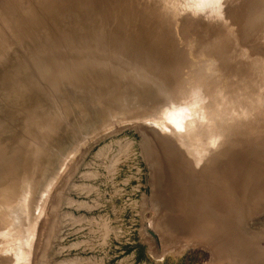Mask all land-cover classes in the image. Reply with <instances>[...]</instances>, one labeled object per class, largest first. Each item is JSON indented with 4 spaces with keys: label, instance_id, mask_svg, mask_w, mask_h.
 Returning a JSON list of instances; mask_svg holds the SVG:
<instances>
[{
    "label": "rangeland",
    "instance_id": "1",
    "mask_svg": "<svg viewBox=\"0 0 264 264\" xmlns=\"http://www.w3.org/2000/svg\"><path fill=\"white\" fill-rule=\"evenodd\" d=\"M164 1L0 0V264H219L170 226L190 209L178 138L220 142L224 162L239 135L231 154L264 175V1ZM247 196L241 222L264 251V180Z\"/></svg>",
    "mask_w": 264,
    "mask_h": 264
},
{
    "label": "bare ground",
    "instance_id": "2",
    "mask_svg": "<svg viewBox=\"0 0 264 264\" xmlns=\"http://www.w3.org/2000/svg\"><path fill=\"white\" fill-rule=\"evenodd\" d=\"M158 1V0H157ZM164 1V0H163ZM166 1V0H165ZM164 1V2H165ZM260 1V0H257ZM262 1V0H261ZM260 1V2H261ZM264 1V0H263ZM135 2V1H134ZM155 2V1H154ZM161 1H159L160 3ZM254 2V1H253ZM256 3V2H254ZM263 3V2H262ZM167 4V3H166ZM261 5V4H260ZM264 5V4H263ZM255 7V6H253ZM236 8V7H235ZM260 8V7H259ZM263 8V7H262ZM63 9V8H62ZM60 9V13H63L64 11ZM187 9V8H186ZM250 9V8H249ZM253 9V8H252ZM61 10L63 12H61ZM217 10V9H216ZM248 10V9H247ZM140 11V10H139ZM264 11V10H263ZM135 12V11H134ZM147 12V11H146ZM67 13V12H66ZM181 13V12H180ZM221 13V12H220ZM229 13V12H228ZM231 13V12H230ZM240 13V12H239ZM260 13V12H259ZM258 13V14H259ZM59 14V13H58ZM183 14V13H182ZM218 14V13H217ZM251 14V13H250ZM257 14V15H258ZM264 14V13H263ZM60 15V14H59ZM65 15V13H64ZM63 15V16H64ZM228 15V14H227ZM106 16V15H105ZM137 16V15H136ZM237 16V15H236ZM263 16V15H262ZM48 17V16H46ZM45 17V19H46ZM134 17V16H133ZM139 17V16H138ZM215 17V16H214ZM226 17V16H225ZM259 17H261L259 15ZM59 18V17H58ZM62 18V17H61ZM65 18V16L63 17V19ZM67 18V16H66ZM248 18V17H247ZM44 19V17H42L41 21ZM44 19V20H45ZM49 19V18H48ZM144 19V18H143ZM240 19V17H239ZM251 19V18H250ZM256 19V18H255ZM254 19V20H255ZM43 20V21H44ZM50 20V19H49ZM132 20V19H131ZM226 20V19H225ZM235 20V19H234ZM233 20V21H234ZM253 20V19H252ZM32 21V20H30ZM36 20L34 19V22ZM39 21V22H41ZM98 21V19H97ZM208 21V20H207ZM257 21V20H256ZM47 22V19H46ZM64 22V21H63ZM100 21H98L99 23ZM237 22V21H236ZM240 22V21H239ZM253 22V21H251ZM38 23V22H37ZM45 23V22H44ZM43 23V24H44ZM154 23V22H153ZM214 23V22H213ZM36 23H34L35 25ZM39 24V23H38ZM37 24V25H38ZM41 24V23H40ZM42 24V25H43ZM104 24V23H103ZM255 24V23H254ZM35 25V26H37ZM47 25V24H46ZM49 25V24H48ZM142 25H144L142 23ZM147 25V24H146ZM150 25V24H148ZM147 25V26H148ZM152 25V24H151ZM157 25V24H156ZM212 25V24H211ZM257 25V23H256ZM262 25V23H261ZM146 26V27H147ZM38 27V26H37ZM41 27V26H40ZM44 30H45V25H43ZM41 27V29L43 28ZM151 27V26H148ZM147 27V28H148ZM155 27V26H154ZM210 27V26H209ZM204 28V27H203ZM233 28V27H232ZM258 28V27H257ZM46 29H49L48 27ZM146 29V28H143ZM150 29V28H149ZM42 30V31H44ZM148 29L145 30V32ZM154 30V29H153ZM41 31V30H40ZM39 31V32H40ZM49 31V30H47ZM138 31V30H137ZM95 32V30H94ZM148 32V31H147ZM154 32V31H153ZM41 33V32H40ZM44 33V32H43ZM42 33V34H43ZM45 33L46 32L45 30ZM44 33V34H45ZM150 32H148L149 34ZM236 33V32H235ZM43 34V35H44ZM203 34V33H202ZM151 35V34H150ZM149 36V35H148ZM224 36V35H223ZM230 36V35H229ZM224 38V37H222ZM227 38V37H226ZM232 38V36H231ZM53 42V41H52ZM59 42V41H58ZM209 42V41H208ZM221 43V42H220ZM53 44V43H52ZM51 44V45H52ZM55 45V44H54ZM53 47V46H52ZM117 47V46H116ZM120 48V47H119ZM203 48V47H202ZM205 48V47H204ZM215 50V49H214ZM217 50V49H216ZM246 50V49H245ZM6 51V48H5ZM208 51V50H207ZM247 51V50H246ZM249 51V50H248ZM122 52V50L120 51ZM216 52V51H215ZM222 52V51H221ZM225 52V51H224ZM250 52V51H249ZM62 53V51H61ZM248 53V52H247ZM221 54V53H220ZM219 54V55H220ZM246 54V53H245ZM249 54V53H248ZM122 55V54H121ZM215 55V54H214ZM218 55V56H219ZM120 56V55H119ZM139 56V55H138ZM220 58V57H219ZM139 59V58H137ZM142 59V58H141ZM143 60V59H142ZM216 60V59H215ZM221 60V59H220ZM232 60V59H231ZM260 60V59H259ZM66 61V60H65ZM71 61V60H70ZM141 61V60H140ZM219 61V60H217ZM144 60L142 61L143 64ZM232 62V61H231ZM234 62V61H233ZM79 63V62H78ZM140 63V62H139ZM146 63V64H145ZM144 63V68L146 67V65H148L147 62ZM216 63V61H215ZM223 63H225L223 61ZM228 63V62H227ZM226 63V64H227ZM69 65V64H68ZM92 64H90L91 66ZM141 66V64H139ZM237 65V64H236ZM221 66V65H220ZM239 66V65H238ZM237 66V67H238ZM68 67V66H67ZM70 67V66H69ZM74 67V66H73ZM94 67V66H93ZM218 67V66H217ZM229 67V66H228ZM232 67V66H231ZM235 67V65H234ZM71 68V67H70ZM85 68V67H84ZM89 68V67H88ZM86 67V69L84 70H76V71H72V75H74L75 79L78 81V83L81 85H84V81L86 79V77L89 76H93L96 74L94 72V70H96L95 68L92 69H88ZM77 69V68H76ZM206 69V68H205ZM221 69V68H220ZM239 69V68H238ZM70 71V69H69ZM67 71V73L69 72ZM99 71V70H98ZM144 71V70H143ZM217 71V70H216ZM227 71V70H225ZM224 71V72H225ZM201 72V71H200ZM38 73V72H37ZM84 73V74H83ZM153 73V72H152ZM69 74V73H68ZM101 74V73H100ZM199 74V73H198ZM201 74V73H200ZM70 75V74H69ZM68 75V77H69ZM98 75V74H97ZM202 75V74H201ZM200 75V76H201ZM251 75V74H250ZM249 75V76H250ZM71 77V75H70ZM103 77V76H102ZM199 77V76H198ZM203 77V76H202ZM34 78H36L39 81H43L42 83H44L45 79V75L44 74H38L37 76H34ZM98 78V76H97ZM204 78V77H203ZM74 79V80H75ZM88 79V78H87ZM106 79V78H105ZM201 79V78H200ZM199 79V81H200ZM100 80V79H99ZM80 81V82H79ZM107 81V80H106ZM71 82V80H70ZM86 82V81H85ZM198 82V81H197ZM243 82V81H242ZM31 83V82H30ZM104 83V81H103ZM107 83V82H106ZM239 83V82H238ZM68 84V83H67ZM72 84V82H71ZM99 84V83H98ZM120 84L122 86L127 85V87L129 86L128 84H131L130 81H121ZM261 84V83H260ZM45 84H43L41 90L45 87ZM74 85V84H73ZM102 85V84H101ZM108 85V84H107ZM120 85V86H121ZM132 85V84H131ZM239 85V84H238ZM241 85V84H240ZM85 86V85H84ZM113 86V85H112ZM117 86V85H116ZM138 86V85H137ZM86 87V86H85ZM111 87V86H110ZM241 87V86H240ZM46 88V87H45ZM83 88V87H82ZM80 88V89H82ZM108 88V87H107ZM130 88H132V86H130ZM236 88V87H235ZM238 88V87H237ZM242 88V87H241ZM87 89V88H86ZM86 89L84 88L86 92ZM89 89V87H88ZM99 89V88H98ZM112 89V88H111ZM110 89V91H111ZM239 89V88H238ZM236 89V92L237 90ZM249 89V88H248ZM116 90V88L114 89ZM129 89H127L128 91ZM221 90V89H220ZM242 90V89H241ZM240 90V91H241ZM82 91V90H81ZM108 91V90H107ZM117 93L118 90H116ZM125 91V90H124ZM123 95L125 96V92ZM256 91V90H255ZM111 92H115V91H111ZM258 92V91H257ZM105 93V90H104ZM116 93V92H115ZM252 93V92H251ZM46 94L50 95L53 99H55V94H54V90L53 88H50L49 86H47V90H46ZM108 94V93H107ZM110 94V93H109ZM192 94V93H191ZM190 94V95H191ZM114 95V94H113ZM122 96V94H121ZM124 96L121 97V99H124ZM232 97V96H231ZM126 98V96H125ZM129 98V97H128ZM188 98V97H187ZM191 98V97H190ZM235 98V96L233 97ZM238 98V97H236ZM221 99V98H220ZM126 99H124L125 101ZM128 100V99H127ZM223 100V99H222ZM59 101V100H58ZM123 101V100H122ZM194 102V100H192ZM221 101V100H220ZM219 101V102H220ZM234 101V100H233ZM226 102V101H225ZM7 103V101L5 100V104ZM48 104V103H47ZM173 104V103H172ZM219 104V103H218ZM221 104V102H220ZM12 104H9L7 106V108H9V110H13L14 107L11 106ZM58 105V104H57ZM236 105V104H235ZM54 106V105H53ZM217 106V105H216ZM222 106V104H221ZM44 107V105H43ZM213 110V109H212ZM214 111V110H213ZM61 112V111H60ZM170 112V111H169ZM215 112H217V110H215ZM247 113V112H246ZM165 114V113H163ZM215 114V113H214ZM176 118V117H175ZM30 119V118H29ZM2 120V117H0V122ZM33 120V119H31ZM29 120V121H31ZM172 120V119H171ZM190 121V120H189ZM192 122V121H191ZM1 124V123H0ZM39 124V123H38ZM54 124V123H53ZM198 124V123H197ZM19 125V124H18ZM35 126L36 123H34ZM30 126V125H29ZM33 126V125H32ZM55 126V125H54ZM182 126V125H181ZM33 130V128H31ZM30 129V130H31ZM27 130V128H26ZM25 130V131H26ZM14 131V130H12ZM24 131V132H25ZM29 131V130H27ZM18 132V131H17ZM16 132V133H17ZM31 132V131H30ZM5 133V132H4ZM7 133V132H6ZM13 133V132H11ZM15 133V132H14ZM13 133V135H15ZM23 133V131H22ZM224 133V132H223ZM9 134V133H8ZM27 134V132H26ZM25 134V135H26ZM30 134V133H29ZM28 134V135H29ZM12 135V134H11ZM11 135L9 136L11 138ZM182 135V134H181ZM184 135V134H183ZM222 135V134H221ZM30 136H32L30 134ZM186 138L187 136L184 135ZM234 136V135H233ZM231 137V145L234 147H241L242 146V138H240V136L235 135L234 137ZM5 137V136H4ZM13 137V136H12ZM183 137V136H182ZM15 137H13L14 139ZM30 138V137H28ZM176 138V137H175ZM174 138V139H175ZM178 138V137H177ZM184 138V139H186ZM248 138V137H247ZM16 139V138H15ZM173 139V138H172ZM181 138H178V142L179 144H181L183 146L184 149H182V154H183V159L185 160V165H186V172H182V176L181 180L183 181V183H185L188 188L191 189L190 193V197H187V200L189 202V212H188V217L184 218V219H176L175 221H172V224H170L171 229L175 230L176 232H178L179 229L183 230L182 234H186V235H190L191 234V239H193L194 241L197 240H203L206 244L209 245H213V246H217L214 251L215 253L217 252V262L219 264H264V251L256 250L254 249L255 246V241H251L249 238V235L246 234L244 228H243V218L245 217V215L243 216V212L248 211L247 214L250 215H254V204L255 202L253 200H251L250 197L247 196L248 191L255 187V189L259 186V182L264 180V175H261L259 173L252 171H247L245 172L244 168H247V166L245 167V163L244 161L241 162L244 165H242L239 161V156H241L240 151L238 153L231 154V152H233V148L230 151V155H229V151L226 155V160L224 162L220 161L223 159V157H225V153L227 150H225V147L223 149L222 146H220V142L216 141V145L213 146V141L212 143L209 140V144H211L212 146H207L206 144H202V150L199 149V151H192L189 149L188 143H186V140L184 141L183 139L180 140ZM171 140V139H170ZM188 140V139H187ZM213 140V139H211ZM13 141V140H12ZM183 141V142H182ZM233 141V142H232ZM27 142V141H26ZM185 142V144H184ZM224 142V141H223ZM13 143V142H12ZM226 143V142H225ZM20 144V143H19ZM172 144V142H171ZM253 142L249 143L248 146H246V151L250 152L253 156L254 154L256 155H260L261 152L257 151V147ZM24 146V144H21ZM231 146V147H232ZM254 146V147H253ZM171 149V148H170ZM239 149V148H238ZM237 149V150H238ZM244 149V148H242ZM241 149V150H242ZM169 150V149H168ZM236 150V152H237ZM243 151V150H242ZM245 151V155L246 154ZM239 156H238V155ZM256 155V156H257ZM238 156V157H237ZM249 156V155H248ZM243 158H241V160H247L250 159L246 158V156L242 155ZM213 158V160H212ZM248 161V160H247ZM245 161V162H247ZM251 161V159L249 160ZM248 163V162H247ZM252 164V163H251ZM250 163L248 164V169L249 168ZM31 166V165H30ZM244 166V168L242 169V167ZM26 168H28L27 166H25ZM241 167V168H240ZM4 169H7L8 166L4 165L3 167ZM29 169V168H28ZM242 169V170H241ZM252 169V168H251ZM244 170V171H243ZM28 172V171H27ZM178 173V172H177ZM181 175V173H179ZM26 179V178H25ZM261 179V180H258ZM254 181V182H253ZM257 181V183H256ZM28 182V181H27ZM29 183V182H28ZM242 183V184H241ZM261 184V183H260ZM27 186V185H26ZM25 186V187H26ZM245 186H250V188L246 191L245 193ZM261 186V185H260ZM263 187V186H261ZM260 187V188H261ZM29 188V187H28ZM223 190V191H221ZM258 190V189H257ZM261 190V189H260ZM260 190L256 191L260 192ZM197 192V193H196ZM29 197V196H28ZM226 197H230L231 201L233 203V206L231 207V210H228L227 207H229V204L224 203L226 202L225 199ZM240 197V198H239ZM224 203V204H223ZM28 205V204H27ZM30 205V204H29ZM29 207V206H28ZM30 208V207H29ZM245 209V211L243 210ZM27 211V210H26ZM233 213V214H232ZM242 215V216H241ZM248 215V216H249ZM29 217V215H28ZM28 219V218H27ZM250 220V219H249ZM242 221V222H241ZM248 221V220H247ZM246 221V222H247ZM249 224V223H248ZM245 226V225H244ZM247 226V225H246ZM247 230V229H246ZM7 230H5L6 232ZM254 231V230H253ZM1 233V232H0ZM3 235V236H2ZM0 234V238L1 236L4 237L5 234ZM2 239V238H1ZM16 239V238H15ZM250 240V241H249ZM263 240V239H262ZM202 241V242H203ZM215 241V243H214ZM20 242V241H18ZM209 242V243H208ZM258 242V241H257ZM20 246V243H18ZM17 244V246H18ZM1 245V244H0ZM254 245V246H253ZM251 246H253L251 248ZM1 248V247H0ZM258 248V247H255ZM11 249V250H9ZM8 250L12 251L13 248L10 247ZM232 251L230 252L229 250ZM1 251V250H0ZM4 251V250H3ZM8 251V252H9ZM14 251V250H13ZM249 252V253H248ZM12 253V252H10ZM10 256V255H9ZM16 257V256H15ZM16 259V258H15ZM20 262V261H19ZM20 264V263H17Z\"/></svg>",
    "mask_w": 264,
    "mask_h": 264
}]
</instances>
